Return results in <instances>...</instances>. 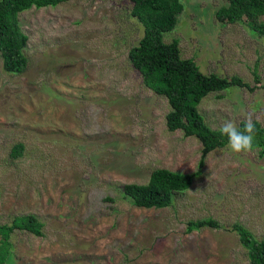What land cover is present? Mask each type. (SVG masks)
I'll use <instances>...</instances> for the list:
<instances>
[{
  "label": "rangeland",
  "instance_id": "rangeland-1",
  "mask_svg": "<svg viewBox=\"0 0 264 264\" xmlns=\"http://www.w3.org/2000/svg\"><path fill=\"white\" fill-rule=\"evenodd\" d=\"M182 3L184 15L164 42L179 40L182 57L205 74L264 85V39L245 22L217 21L227 0ZM132 7L70 0L33 8L19 16L29 37L27 70L6 72L0 53V226L25 215L44 224L41 237L12 236L8 264H251L232 226L264 239L258 150H214L169 208H137L124 195L125 185L147 184L156 169L196 172L203 151L198 138L168 130V100L129 60L144 34ZM197 108L214 131L248 117L264 127V89L211 93ZM17 144L24 153L13 158ZM204 218L221 227L186 231Z\"/></svg>",
  "mask_w": 264,
  "mask_h": 264
},
{
  "label": "trees",
  "instance_id": "trees-1",
  "mask_svg": "<svg viewBox=\"0 0 264 264\" xmlns=\"http://www.w3.org/2000/svg\"><path fill=\"white\" fill-rule=\"evenodd\" d=\"M70 0H0V53L4 70L20 75L29 66L25 53L29 37L24 33L19 16L33 8H55ZM133 7L131 15L144 27L143 37L138 45L129 51V60L142 75L147 88L158 96L168 100L170 112L166 117L170 132L183 131L186 137L200 140L203 151L198 170L192 174L173 172L168 169H156L147 184H128L123 188L124 195L137 208L166 209L173 205L176 194L191 189L196 178L202 174L206 157L217 149L227 147V138L214 131L200 114L197 106L211 93L226 92L232 88L245 89L254 93L264 89L247 83L241 77L230 78L217 74H205L193 59H184L180 41L164 42V35L174 31L184 15L182 0H129ZM228 4L219 8L216 19L224 25L245 22L250 30L264 39V21L255 23L254 18L264 17V0H227ZM256 81H260L257 69ZM244 121L240 123L243 126ZM255 139L249 150H258L264 158V127L257 122ZM24 145L12 148L11 156L19 158L24 153ZM218 221L212 218L188 222L187 232L204 228H220ZM44 224L34 215L15 217L11 224L0 226V264H8L11 257V238L17 231H23L37 237L43 236ZM243 248L247 250L251 264H264V239L254 234L240 223L232 226Z\"/></svg>",
  "mask_w": 264,
  "mask_h": 264
},
{
  "label": "clouds",
  "instance_id": "clouds-1",
  "mask_svg": "<svg viewBox=\"0 0 264 264\" xmlns=\"http://www.w3.org/2000/svg\"><path fill=\"white\" fill-rule=\"evenodd\" d=\"M219 132L227 138V148L231 152H246L253 147L255 125L251 117L244 121L242 127L232 120H225L220 124Z\"/></svg>",
  "mask_w": 264,
  "mask_h": 264
}]
</instances>
